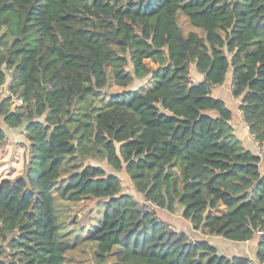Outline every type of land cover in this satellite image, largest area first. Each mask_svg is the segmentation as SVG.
I'll return each instance as SVG.
<instances>
[{"label":"trees","instance_id":"obj_1","mask_svg":"<svg viewBox=\"0 0 264 264\" xmlns=\"http://www.w3.org/2000/svg\"><path fill=\"white\" fill-rule=\"evenodd\" d=\"M178 14L201 35L185 36ZM227 75L259 154L211 95ZM5 84L22 104L1 99L0 118L26 124L29 157L0 180V264H64L73 245L55 201L88 197L108 199L86 238L96 264H264V0H0ZM108 86L119 91L96 100ZM89 160L124 171L151 207L179 209L193 232L244 243L262 231L256 263L176 235Z\"/></svg>","mask_w":264,"mask_h":264},{"label":"rangeland","instance_id":"obj_2","mask_svg":"<svg viewBox=\"0 0 264 264\" xmlns=\"http://www.w3.org/2000/svg\"><path fill=\"white\" fill-rule=\"evenodd\" d=\"M177 20L185 36L192 31L201 35L200 31L191 29L183 15L178 14ZM145 63L149 67L155 68V65L152 63L148 61H145ZM229 77L230 76L227 75V79L222 86L213 87L211 89V95L214 98L222 100L225 103V106L232 111L234 114V119L232 121L233 127V125H237L238 122L241 121L238 110L239 100H235L231 97V86H229L230 80H228ZM147 80L148 78L135 80L130 89L144 85ZM192 84H196V82ZM7 87V84H5L0 88V101L1 99L8 97L9 93ZM118 91L119 89L114 88L113 86H108L99 93L101 96H98L95 99L99 100L105 98V96H110ZM11 102L12 99L10 101V111H13L16 104L19 103L17 101ZM25 125L26 124H22L19 127L10 128L6 126L0 118V129L5 133V142L0 147V180L3 178L15 179L22 176L25 172V165L29 157L28 142L24 132ZM233 130L234 136L240 141L241 145L244 146L243 142L249 137V133L244 131L241 127H238L237 130L233 127ZM246 149L248 150V148ZM87 163L104 169L107 174L117 176L120 180L122 193L132 197L139 206H145L146 202L140 194L134 191L132 183L124 171L119 173L114 172L105 162L89 160ZM107 201L108 199L106 198L96 199L91 197L85 198L78 203L64 202L60 199L55 201L56 215L62 226L60 228L61 239L73 245V248L65 256L64 264H96L94 259L96 245L86 241V238L89 231L95 230L99 227ZM153 209L156 210L157 218L166 222L176 235L183 233L187 236L188 240L192 242L196 240H204L216 248L222 249L226 257H234L231 256V254L232 252H235V246L225 245L227 241L219 237H209L201 235L199 232H192L189 223L181 217V211L179 209L176 208V211L173 214H168L165 210L162 211L157 208ZM107 264H111V262H108Z\"/></svg>","mask_w":264,"mask_h":264},{"label":"crops","instance_id":"obj_3","mask_svg":"<svg viewBox=\"0 0 264 264\" xmlns=\"http://www.w3.org/2000/svg\"><path fill=\"white\" fill-rule=\"evenodd\" d=\"M192 79L194 82H199L201 80V75H198L196 72L193 71L192 74ZM230 80V85H231V76L228 78ZM229 85V86H230ZM239 118L241 122H238L237 125H233L234 129L237 130L238 127H241L244 131L248 132V128L246 124L242 120V114L239 111ZM234 115V114H233ZM244 146L248 148V151H251L252 154H259L260 147L253 141L252 136L249 134V137L246 138V140L243 142ZM191 228V227H190ZM193 232V230L191 229ZM259 240L258 236H255L252 240L246 241L244 243H236V242H229L227 241L225 245L228 246H235V252H232L231 256H236V257H246L250 261L256 263V246L257 242ZM204 241V240H203ZM217 253L219 255L225 256L224 252L222 249L217 248Z\"/></svg>","mask_w":264,"mask_h":264},{"label":"built area","instance_id":"obj_4","mask_svg":"<svg viewBox=\"0 0 264 264\" xmlns=\"http://www.w3.org/2000/svg\"><path fill=\"white\" fill-rule=\"evenodd\" d=\"M191 82L194 83L193 80H191ZM8 93H9V92H8ZM7 95H8V94H7ZM8 97H10V101H11V99H12V102H13V101H17V102L19 103V104H16V105L19 106V105L22 104V100L19 99L18 97L13 96V95H11L10 93H9ZM12 102H11V103H12ZM139 208H140V210H141L142 212H147V211H150L149 208H152V207H151V205H150L149 203H145V206H139ZM262 234H263L262 231H260V230H257V231H256V236L260 237Z\"/></svg>","mask_w":264,"mask_h":264}]
</instances>
